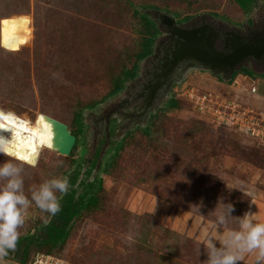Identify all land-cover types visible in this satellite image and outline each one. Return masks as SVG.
<instances>
[{
  "label": "rangeland",
  "instance_id": "1",
  "mask_svg": "<svg viewBox=\"0 0 264 264\" xmlns=\"http://www.w3.org/2000/svg\"><path fill=\"white\" fill-rule=\"evenodd\" d=\"M128 2L132 9L123 10ZM140 3L156 6L151 14L160 27L153 53L141 62L133 57L141 25L132 11ZM11 13L26 14L3 17ZM161 14L179 26L199 23L248 36L264 33V17L247 24L233 0H38L36 5L34 0H0V18L28 19L32 32L20 51L9 54L0 48V107L6 110L32 119L44 112L76 131L75 106L107 96L121 66L140 67L136 80L124 85L120 102L104 108V124L94 111L87 116L92 146L105 134L100 157L114 164L109 174L100 172L99 206L77 218L61 251L49 254L55 258L71 264H203L207 237L218 239L211 213L218 198L234 205L233 216L250 211L253 201L264 208V142L249 138L233 122L247 109L264 110V63L247 62L224 73L184 59L153 96L146 91L142 98L170 41ZM248 65L254 77L242 73ZM160 90L176 99L178 108L160 112ZM192 92L218 98L223 115L199 112L188 96ZM81 142L69 156L45 150L35 169L25 166L26 194L44 179L67 175L85 156ZM6 159L0 157V163ZM236 181L244 182L248 194L230 190ZM40 216L35 206L30 208L21 233L34 232ZM129 233L135 243L126 241Z\"/></svg>",
  "mask_w": 264,
  "mask_h": 264
},
{
  "label": "clouds",
  "instance_id": "2",
  "mask_svg": "<svg viewBox=\"0 0 264 264\" xmlns=\"http://www.w3.org/2000/svg\"><path fill=\"white\" fill-rule=\"evenodd\" d=\"M27 42V37L18 32L14 19L0 18V48L17 52ZM50 121L51 117L44 112L37 113L33 120L0 107V154L7 158L0 163V264H9L6 258L17 250L29 209L35 206L41 213L43 225L47 226L60 212L61 200L69 191L67 175H54L33 185L28 189L30 196L25 191V166L35 169L45 150H56L54 126ZM62 165L63 161L57 162V166ZM236 184L237 187L230 190L248 194L243 181H236ZM234 210L232 203L218 198L211 213L219 238L207 237L204 245L207 259L203 264H240L246 255L254 256L253 264H264V222L251 211L233 216ZM125 239L129 244L135 243L130 233ZM36 264H43L39 255ZM57 264H67V261L59 260Z\"/></svg>",
  "mask_w": 264,
  "mask_h": 264
},
{
  "label": "trees",
  "instance_id": "3",
  "mask_svg": "<svg viewBox=\"0 0 264 264\" xmlns=\"http://www.w3.org/2000/svg\"><path fill=\"white\" fill-rule=\"evenodd\" d=\"M38 0H34L36 5ZM239 8L245 13V19L247 24L258 23L260 16L264 17V0H233ZM133 2H128L127 8L123 10L129 11L132 9ZM157 8L153 5L140 3L139 7L133 8L134 16L139 17V23L141 25V42L139 49L133 53V57L136 61H143L153 53L154 44L158 36L160 35V27L158 20H156L151 11H155ZM122 10V11H123ZM26 13H11V15H21ZM1 17V18H3ZM256 20V21H255ZM260 22V21H259ZM3 49V48H2ZM22 48H20L21 50ZM19 50V51H20ZM4 51V49H3ZM9 51H7L8 53ZM18 52V51H17ZM15 52H9L12 54ZM140 67L137 63H133L129 68L121 66L119 72L114 74L113 88L107 96L100 101L93 102L85 106H75L73 113V121L77 123V130L71 131L76 137L73 149L81 142L86 150L85 156L82 159H78L74 167L68 172L70 188L66 195L61 200V210L54 217L51 222L45 226L41 220H37L32 227L34 232H26L21 234L17 250L14 253H10L9 257L16 264H30L36 254H54L60 252L64 244L67 242L73 224L77 218L84 212L97 208L100 203V193L103 192V178L100 172L104 174L110 173V167L114 164L108 159L100 157L101 146L105 141V134H99L97 136L96 144L92 146V134L90 126H85V122L89 119L88 115L94 111L100 116L101 123H105V119L102 116V112L106 105H110L124 97L122 94L124 85L134 82L138 75ZM242 73L254 77L256 72L250 65L241 69ZM258 74L257 76H261ZM158 107L160 112L167 109L178 108V102L173 98H166V94L163 90L158 93ZM131 108H128L130 110ZM112 125L109 126V128ZM148 133V131H147ZM113 132L110 130L108 137L111 138ZM116 144L110 140L109 147ZM118 148L113 146V153H116ZM72 153V151H71ZM70 153V154H71ZM0 157H4L0 154ZM102 170V171H101Z\"/></svg>",
  "mask_w": 264,
  "mask_h": 264
},
{
  "label": "water",
  "instance_id": "4",
  "mask_svg": "<svg viewBox=\"0 0 264 264\" xmlns=\"http://www.w3.org/2000/svg\"><path fill=\"white\" fill-rule=\"evenodd\" d=\"M159 20L163 26L171 29L169 32L176 37L179 45L174 50L171 58L168 55H164L162 58V62L165 61V63L160 76L152 86V96L179 62L187 58L186 53L196 52L199 49L202 39L208 42L211 57H203L200 61L211 71L231 73L247 62L264 63V33L254 32L248 36L240 30L226 28L221 25L218 26V29H214L210 24L184 28L176 25L173 18L167 14H161ZM259 35H262L261 38H259ZM212 39L219 41L218 48L215 50L212 48ZM203 60H206V62H203ZM50 122L54 126V145L57 153L69 156L76 137L68 130L67 125L60 120L51 117Z\"/></svg>",
  "mask_w": 264,
  "mask_h": 264
},
{
  "label": "built area",
  "instance_id": "5",
  "mask_svg": "<svg viewBox=\"0 0 264 264\" xmlns=\"http://www.w3.org/2000/svg\"><path fill=\"white\" fill-rule=\"evenodd\" d=\"M193 90L194 89L190 88V91ZM255 91L256 88L252 87V92ZM188 96L191 100L196 101L195 107L199 112L219 118L223 115L224 112L222 111L223 109L221 108L218 98H211V95L206 94L199 95V93L195 92L188 93ZM230 108L231 107H229V105L225 106V110ZM236 117L237 118H235L233 121L235 126H238L239 129L243 128L245 130L243 131L248 135L249 138L264 142V110L255 114L252 110L247 109ZM39 256L41 257L43 264H57V261L61 260L51 255L40 254ZM36 257L33 259L31 264H36ZM67 264L71 263L67 262Z\"/></svg>",
  "mask_w": 264,
  "mask_h": 264
},
{
  "label": "flooded vegetation",
  "instance_id": "6",
  "mask_svg": "<svg viewBox=\"0 0 264 264\" xmlns=\"http://www.w3.org/2000/svg\"><path fill=\"white\" fill-rule=\"evenodd\" d=\"M196 26H200V24L199 23H196V24H192V25H190V26H182V27H184V28H191V27H196ZM169 30H171L170 28H169ZM171 36H170V41L167 43V45L164 47V49H163V54H162V56H161V59H160V61H159V63H158V65H157V68H156V71L155 72H153V76H152V78H150V80H149V82L146 84V86H145V90H143V92H142V95H143V97L142 98H145L144 97V94H145V92L146 91H149V92H151V89H152V86H153V84H155V82L157 81V79H158V77L160 76V74H161V72H162V69H163V64L165 63V61H163L162 62V58L164 57V55H168L169 56V58H171V56H170V52H172V51H174L175 49H176V47L179 45V42H178V40L176 39V37H174L172 34H170ZM218 41L217 40H213L212 41V48L215 50V49H217V47H216V45H215V43H217ZM202 48H201V46H199V49L196 51V52H187V58L186 59H188L187 61H189V60H194V61H198V62H200V63H202V61H200L202 58H203V56H202ZM182 62V61H181ZM162 63V64H161ZM175 69V68H174ZM174 71V70H173ZM172 71V72H173ZM171 72V73H172ZM170 73V74H171ZM169 74V75H170ZM168 75V76H169ZM168 76L166 77V79L163 81L164 83L163 84H165V82H166V80L168 79ZM162 84V85H163ZM163 87V86H162ZM148 92V93H149ZM158 93V92H157ZM157 95V94H156Z\"/></svg>",
  "mask_w": 264,
  "mask_h": 264
},
{
  "label": "bare ground",
  "instance_id": "7",
  "mask_svg": "<svg viewBox=\"0 0 264 264\" xmlns=\"http://www.w3.org/2000/svg\"><path fill=\"white\" fill-rule=\"evenodd\" d=\"M16 22H17L18 32L19 33H22L26 37H30L31 36V33H32L31 32V27H30V21L28 19H18V20H16ZM196 27H200V26H196ZM213 27H214V29H216V28L218 29V27H216V26H213ZM261 36L262 35H259V38H261ZM208 45H209L208 42L205 41L204 39H202V42H201V48H202V52L201 53H202V56L203 57L210 58L211 56H210V50L208 48L209 47ZM173 53H174V51L173 52H170V56L171 57H172ZM186 55H187V53H186ZM203 62H206V60H203ZM250 211L253 212L252 209H250Z\"/></svg>",
  "mask_w": 264,
  "mask_h": 264
},
{
  "label": "crops",
  "instance_id": "8",
  "mask_svg": "<svg viewBox=\"0 0 264 264\" xmlns=\"http://www.w3.org/2000/svg\"><path fill=\"white\" fill-rule=\"evenodd\" d=\"M253 202H254V204L251 203V207H252V204L254 207V210H252L253 213H257L258 219L261 222H264V208L262 206H260L258 203H256V201H253ZM251 207H249V210L251 209ZM218 238H219V233H218ZM218 246H219V244H218ZM253 261H254V256L246 255L245 259L242 262H245L246 264H253Z\"/></svg>",
  "mask_w": 264,
  "mask_h": 264
}]
</instances>
